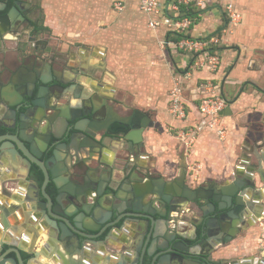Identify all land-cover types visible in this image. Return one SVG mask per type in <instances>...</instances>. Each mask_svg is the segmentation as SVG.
Segmentation results:
<instances>
[{"label": "water", "instance_id": "95a60500", "mask_svg": "<svg viewBox=\"0 0 264 264\" xmlns=\"http://www.w3.org/2000/svg\"><path fill=\"white\" fill-rule=\"evenodd\" d=\"M34 72L31 79L15 80L14 87L23 88V97L27 99L25 103L23 98L16 100L9 106L16 113L22 106L30 105L24 111L29 124L26 121L15 124L16 132L9 140L15 153L22 152L28 168L33 163L40 167L44 179L40 184L31 183L25 194L27 202L21 200L19 191L11 194L14 199L11 205L0 199V229L7 233L0 240V264H101L104 259L106 264L115 259L116 264H213L207 255L228 244L241 230L248 229L247 225L256 223L259 215L264 217L260 201L264 199V167L259 156L245 177L210 187L191 185L186 164L172 180L127 175L116 187L111 177H93L105 165L101 159L102 148L107 146L105 138L126 143L130 151L140 150L145 145L144 133L154 126V120L150 113L140 109L117 112L107 96L100 104L92 100L84 103L82 90L78 92L79 84L74 90V97L79 99L77 104L54 103L52 100L59 94H55L53 85L49 86L45 75ZM37 106L48 113L42 108L38 109L43 114L32 113ZM221 113H231L230 101ZM28 128L30 133L26 131ZM47 152L50 155L42 159ZM63 174L66 178L62 179ZM49 183L53 185V193L48 190ZM125 183L128 186L123 188ZM248 189L253 194L245 199ZM9 191L4 186L1 189L6 194L13 192ZM107 197L111 199L106 201ZM22 206L29 211L22 212ZM192 207L203 212L195 224L200 232L199 242L188 245L182 240L174 243L175 238L167 240L171 232L184 236L179 230L184 223L179 221ZM172 212L178 215L172 216ZM10 216L15 220L13 225ZM159 218L167 219L164 233L158 227ZM169 219L174 220V225ZM129 221L136 228L132 239H123L120 249L105 255L103 248L109 245L114 230H123ZM20 226L26 228V233L20 231ZM157 238L166 239V245L157 244ZM29 241L31 248L26 251L29 258L25 260L22 243ZM97 245L101 248L95 252V261H91L88 251L90 246ZM42 255L55 263L44 261ZM248 264H264V255Z\"/></svg>", "mask_w": 264, "mask_h": 264}, {"label": "crops", "instance_id": "0c3cea01", "mask_svg": "<svg viewBox=\"0 0 264 264\" xmlns=\"http://www.w3.org/2000/svg\"><path fill=\"white\" fill-rule=\"evenodd\" d=\"M30 1L35 7L36 0ZM122 1L124 7L118 12L112 8V0L40 1L46 16L43 27L50 29L58 26L57 22H62L67 31L75 35L88 31L90 47L79 50V55H72L73 59L69 60L73 66H83L88 70V77L80 73L78 77L88 87L93 101L100 104L99 101L107 96L117 112L140 109L150 113L154 120V126L144 133L145 145L140 150L130 151L126 143L105 138L107 146L102 148L101 156L105 165L94 172L93 177H111L116 187L127 175L139 178L161 176L172 180L186 164L189 183L209 187L245 177L256 156L261 158L264 167V0H229L242 15V21L237 25H227L221 0H206L201 15L194 20L190 31L193 36L222 35L219 50L221 66L216 73L194 69L190 76H185L183 85L187 98L194 104L199 94L197 82L213 78L230 101L231 113L224 117L228 125L224 140L203 129L197 133L192 145L176 136V127L185 123L195 124L198 119L196 110L192 108L185 122L175 120L169 112L170 90L178 75L186 71L190 55L167 43L173 39L165 27L149 25L154 15L144 12L139 0ZM65 71H68L65 72L67 76H75L74 72ZM24 170L12 163L6 176L8 182L2 180L4 174L0 173V199L5 204L14 202L12 195L18 189L13 179H18ZM4 184L8 192L10 189L13 192H1ZM127 186L125 183L123 188ZM30 187L28 184L24 188L23 202H27L25 194ZM262 190L264 195V186ZM122 191L120 195L124 196ZM252 194V189H248L245 199H250ZM109 199L111 197L106 201ZM260 201L264 205V199ZM23 211L27 213L29 209L24 207ZM184 214V219L179 222L185 224L190 214ZM9 219L13 225L15 220L11 216ZM250 222L248 217L247 224ZM134 225L129 221L123 230L115 229L109 245L103 248L104 254L120 249L123 239H132L136 232ZM247 226L248 229L241 230L228 244L217 248L213 257L219 263L213 264H248L264 255V248L258 242L264 217L259 215L256 223ZM20 228L26 233L25 227ZM165 231L164 226L160 232ZM6 236L7 233L0 229V240ZM99 247L90 246L89 260L95 261ZM30 248L31 241L26 243V250ZM74 256L78 255L75 253ZM41 258L55 263L44 255ZM116 262L117 259L109 263ZM100 263L108 262L104 259Z\"/></svg>", "mask_w": 264, "mask_h": 264}, {"label": "flooded vegetation", "instance_id": "af4514ba", "mask_svg": "<svg viewBox=\"0 0 264 264\" xmlns=\"http://www.w3.org/2000/svg\"><path fill=\"white\" fill-rule=\"evenodd\" d=\"M16 5L19 6L18 10ZM34 11L35 7L30 0H0V173L4 174L2 180L8 182L9 180L6 176L10 173L12 163L17 164L21 169H25L24 172L19 174L18 179H13L21 198L24 188L32 182L42 183L44 175L40 167L35 163L32 164L31 168H28L22 152L21 154L15 153L16 151L12 148L9 140V136L16 132L17 127L14 128L15 124L18 126L20 121H26L29 124V119L24 111L30 105L28 107L22 106L16 113L9 106L11 102L16 100L23 98L25 103L27 99L25 96L23 97V88L16 90L14 87L15 80L22 81L25 77L31 79L35 74L34 71L37 70L45 75L46 79H49V86L53 85L55 94H59L52 102L54 101L57 104H66L68 102L77 104L79 99L74 97V90L77 89L78 84V92L82 90L81 95L84 97V103H88L90 100L93 101L92 94H88V87L78 77L79 73L88 77V70L83 66H73V62L69 61L67 57H63L59 49L49 45ZM65 70L74 72L75 76H67L65 72L68 71ZM67 89L68 91H66ZM80 99L83 100V98ZM38 108L42 107H35L34 110H31L32 113L43 114ZM44 112L48 113L45 109ZM26 131L30 133L29 128ZM70 132H72V129ZM64 135L62 136L65 137ZM64 140L65 138L62 141ZM50 153L44 154L42 159L47 158ZM63 178H66L65 174L62 175ZM3 186L7 188L5 184ZM48 190L53 193L52 183H49ZM23 208L24 206L21 207L22 212ZM189 214V219L185 218L186 226L183 224L179 228L180 233L184 236L171 232L167 240L175 238L174 243L182 240L188 245L199 242L201 239L200 232L199 228L195 227V224L201 220L203 212L199 208L192 207ZM166 222V218L157 219L160 230L162 227H166ZM167 240L157 238V244L165 246ZM22 247V256L27 260L29 255L26 252V243H22ZM216 250L206 256L210 263H219L213 257ZM186 257L200 259V257L191 255Z\"/></svg>", "mask_w": 264, "mask_h": 264}, {"label": "built area", "instance_id": "2783aa9c", "mask_svg": "<svg viewBox=\"0 0 264 264\" xmlns=\"http://www.w3.org/2000/svg\"><path fill=\"white\" fill-rule=\"evenodd\" d=\"M221 2L227 25L241 23L242 15L234 5L229 0H221ZM139 4L144 12L154 15L149 20L151 27H165L171 33H180L179 39L167 43H172L175 49L190 55L191 61L186 71L178 75L170 90L169 112L175 120L185 122L190 111L194 108L198 119L195 124L185 123L176 127V136L186 144L192 145L196 140L197 133L206 129L220 140H224L228 133V125L224 120L225 115L221 112L227 107L229 100L222 93L220 84L213 78H203L197 82L196 88L199 94L194 104L187 98L183 85V78L190 76L192 70L205 69L216 73L221 66L219 50L222 35L215 33L207 37L193 36L190 31L195 20L194 17L181 15L180 12L182 5L193 6L198 9L197 16H199L206 6V0H139ZM115 7L122 10L123 1L115 2ZM171 215L176 216L178 213L172 212ZM170 222L174 225L173 219ZM258 240L260 247L264 248V226Z\"/></svg>", "mask_w": 264, "mask_h": 264}, {"label": "rangeland", "instance_id": "374dc122", "mask_svg": "<svg viewBox=\"0 0 264 264\" xmlns=\"http://www.w3.org/2000/svg\"><path fill=\"white\" fill-rule=\"evenodd\" d=\"M40 1L41 0H36L35 16L39 24L41 23L43 25L46 16ZM117 1L120 0H112V8L117 12L122 11L115 7V2ZM57 24L58 26H54L50 29L45 28L43 32L45 33V37L47 38L49 45L55 46V48L59 49L63 57L73 59L72 55H79V50H85L90 47V44L88 43V31H83V33L81 32L80 35H75L74 33L67 31L62 22H57ZM83 65L87 66L85 61H83Z\"/></svg>", "mask_w": 264, "mask_h": 264}, {"label": "trees", "instance_id": "16d2710c", "mask_svg": "<svg viewBox=\"0 0 264 264\" xmlns=\"http://www.w3.org/2000/svg\"><path fill=\"white\" fill-rule=\"evenodd\" d=\"M198 9H196L195 7H193V6H184V5H182V7H181V15H190V16H192V17H194V19L197 17V11ZM40 27L41 28H43V29H45L46 27H43V25L40 23ZM170 35L172 36V39L173 40H177V39H179L180 38V36H181V34L180 33H171L170 32Z\"/></svg>", "mask_w": 264, "mask_h": 264}]
</instances>
